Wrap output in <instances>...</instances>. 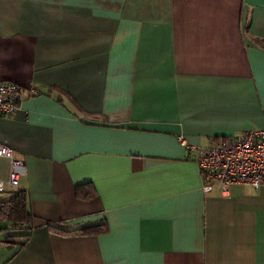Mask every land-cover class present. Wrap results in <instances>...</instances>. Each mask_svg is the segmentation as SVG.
<instances>
[{
  "label": "crops",
  "instance_id": "0c3cea01",
  "mask_svg": "<svg viewBox=\"0 0 264 264\" xmlns=\"http://www.w3.org/2000/svg\"><path fill=\"white\" fill-rule=\"evenodd\" d=\"M0 82L37 90L0 116L35 215L0 264H264V186L198 162L264 128V0H0Z\"/></svg>",
  "mask_w": 264,
  "mask_h": 264
},
{
  "label": "built area",
  "instance_id": "2783aa9c",
  "mask_svg": "<svg viewBox=\"0 0 264 264\" xmlns=\"http://www.w3.org/2000/svg\"><path fill=\"white\" fill-rule=\"evenodd\" d=\"M26 93L33 95L37 90L32 88ZM27 95L19 84L0 82V116L14 115ZM179 140L186 144L184 136L180 135ZM0 157H6L10 162L8 179H0L1 193L6 187L19 186L25 162L6 144H0ZM198 162L206 191H210L215 184L223 193H228L233 185L263 187L264 128L251 129L227 141H214L202 152Z\"/></svg>",
  "mask_w": 264,
  "mask_h": 264
},
{
  "label": "trees",
  "instance_id": "16d2710c",
  "mask_svg": "<svg viewBox=\"0 0 264 264\" xmlns=\"http://www.w3.org/2000/svg\"><path fill=\"white\" fill-rule=\"evenodd\" d=\"M87 185H92V190H84ZM15 188L12 194L8 198L0 197V230H18L21 231V236H29L30 232L34 229L35 215L30 206L29 193L24 188ZM97 190L92 182L88 181L80 184L77 187V194L85 196L86 198H92L96 196ZM50 227L55 229L59 234H99L106 230L103 225H92L88 227H81L77 229H67L61 225L50 224ZM23 231V232H22Z\"/></svg>",
  "mask_w": 264,
  "mask_h": 264
},
{
  "label": "rangeland",
  "instance_id": "374dc122",
  "mask_svg": "<svg viewBox=\"0 0 264 264\" xmlns=\"http://www.w3.org/2000/svg\"><path fill=\"white\" fill-rule=\"evenodd\" d=\"M8 175H9V172H8ZM14 189L15 188L6 187V190L4 192L0 193V197L3 198V199L8 198L12 194V191Z\"/></svg>",
  "mask_w": 264,
  "mask_h": 264
}]
</instances>
